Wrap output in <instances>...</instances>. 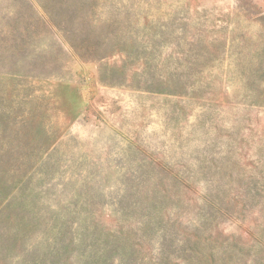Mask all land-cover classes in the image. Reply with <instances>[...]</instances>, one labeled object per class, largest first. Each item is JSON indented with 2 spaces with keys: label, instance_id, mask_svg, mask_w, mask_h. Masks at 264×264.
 I'll list each match as a JSON object with an SVG mask.
<instances>
[{
  "label": "rangeland",
  "instance_id": "obj_1",
  "mask_svg": "<svg viewBox=\"0 0 264 264\" xmlns=\"http://www.w3.org/2000/svg\"><path fill=\"white\" fill-rule=\"evenodd\" d=\"M0 264H264V0H0Z\"/></svg>",
  "mask_w": 264,
  "mask_h": 264
}]
</instances>
